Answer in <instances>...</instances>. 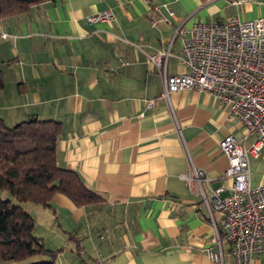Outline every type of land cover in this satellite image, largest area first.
Returning a JSON list of instances; mask_svg holds the SVG:
<instances>
[{
	"label": "crops",
	"instance_id": "crops-1",
	"mask_svg": "<svg viewBox=\"0 0 264 264\" xmlns=\"http://www.w3.org/2000/svg\"><path fill=\"white\" fill-rule=\"evenodd\" d=\"M234 1L46 0L0 18V118L8 126L58 121V166L103 198L77 206L56 192L51 206H22L33 233L58 251L54 263L69 264L62 254L69 250L76 252L70 264H235L226 242L210 240L199 188L207 194L231 183L219 142L228 133L243 141L246 129L228 105L193 88L170 94L178 131L159 70L147 59L170 45L167 73H186L178 26L264 16V0ZM107 10V20H88ZM192 165L210 181L183 179ZM249 169L252 186L264 182V147ZM87 246L95 259L85 257ZM252 264H264V256L254 254Z\"/></svg>",
	"mask_w": 264,
	"mask_h": 264
},
{
	"label": "built area",
	"instance_id": "built-area-1",
	"mask_svg": "<svg viewBox=\"0 0 264 264\" xmlns=\"http://www.w3.org/2000/svg\"><path fill=\"white\" fill-rule=\"evenodd\" d=\"M110 16L111 11L107 10L88 20H107ZM174 36L181 40L179 59L187 67L186 73H167L170 45L166 50L148 54L147 59L159 70L160 95L171 110L177 130L180 126L170 105V94L193 88L228 105L229 115L246 129L243 141L228 133L219 142L228 161L224 175L231 183L210 188L207 194L201 186L199 191L213 229L211 242L219 247L226 242L235 264H252L254 254L264 256V182L252 186L249 169L250 157H257L264 147V16L197 19L188 28L178 26ZM181 177L188 183L192 179L198 183L210 181L202 169L193 165ZM209 256L221 259L222 255L209 251Z\"/></svg>",
	"mask_w": 264,
	"mask_h": 264
},
{
	"label": "trees",
	"instance_id": "trees-1",
	"mask_svg": "<svg viewBox=\"0 0 264 264\" xmlns=\"http://www.w3.org/2000/svg\"><path fill=\"white\" fill-rule=\"evenodd\" d=\"M46 0H0V18L17 15ZM4 76L0 70V89ZM60 123L29 118L8 126L0 118V189L20 202L51 206L54 193L77 206L96 204L101 195L88 188L71 169L58 166L56 146ZM33 217L20 204L0 197V259L21 264H54L57 250L46 248L33 233ZM40 256L41 260H31Z\"/></svg>",
	"mask_w": 264,
	"mask_h": 264
},
{
	"label": "rangeland",
	"instance_id": "rangeland-1",
	"mask_svg": "<svg viewBox=\"0 0 264 264\" xmlns=\"http://www.w3.org/2000/svg\"><path fill=\"white\" fill-rule=\"evenodd\" d=\"M147 1L150 2V0H147ZM1 18H6V17H1ZM3 33H5V32H3ZM5 34H7V33H5ZM1 37H3V36H1ZM3 38H5V37H3ZM0 197L3 198V199L4 198H9V199L12 200V203L20 204L21 206H24L27 203V202L17 201L16 199H14L11 196L10 192L8 190H5V189H0ZM61 248H62L61 251L64 250V247H61ZM85 252L86 253H84V254H85L86 258H89L88 256H91L90 258H92V259L94 258L95 259L96 256H97L96 250H95V248L93 246L92 247L87 246L86 249H85ZM75 253L76 252H72L71 253L69 250H67V251H63L62 254L64 255L63 257L65 258V260L70 264L73 261V255H75ZM56 257H57V255H56ZM41 258L42 257H40V256H34V257H31L28 261L41 260ZM0 264H21V262L13 261V260L3 261V260L0 259ZM54 264H59L58 260H56V262Z\"/></svg>",
	"mask_w": 264,
	"mask_h": 264
}]
</instances>
